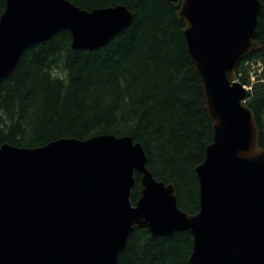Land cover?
Listing matches in <instances>:
<instances>
[{"label": "water", "instance_id": "water-1", "mask_svg": "<svg viewBox=\"0 0 264 264\" xmlns=\"http://www.w3.org/2000/svg\"><path fill=\"white\" fill-rule=\"evenodd\" d=\"M177 4L180 0H168ZM260 0H181L177 16L202 78L213 141L196 168L200 210L179 207L130 136L63 138L37 148L0 147V264H117L135 228L153 237L189 231L191 264H264V149L237 79L255 41ZM125 5L87 11L68 0H7L0 18V82L30 47L68 30L93 51L127 29ZM135 173L141 196L131 203Z\"/></svg>", "mask_w": 264, "mask_h": 264}, {"label": "trees", "instance_id": "trees-1", "mask_svg": "<svg viewBox=\"0 0 264 264\" xmlns=\"http://www.w3.org/2000/svg\"><path fill=\"white\" fill-rule=\"evenodd\" d=\"M68 1L87 11L125 5L134 19L109 44L93 51L74 50L68 30L27 49L13 73L0 82V147L37 148L63 138L130 136L142 145L154 177L175 186L179 207L197 214L195 168L205 160L214 134L185 22L177 16L181 0ZM260 1L263 11L255 41L262 48L238 67L242 84L250 83L244 61L264 64V0ZM6 7L7 1L0 0V18ZM245 104L254 111L264 149V81L254 84ZM141 190V175L135 173L133 205ZM192 251L189 231L153 237L148 229L135 228L117 264H191Z\"/></svg>", "mask_w": 264, "mask_h": 264}, {"label": "rangeland", "instance_id": "rangeland-1", "mask_svg": "<svg viewBox=\"0 0 264 264\" xmlns=\"http://www.w3.org/2000/svg\"><path fill=\"white\" fill-rule=\"evenodd\" d=\"M258 70H259L258 67H255V68H254L255 73L258 72ZM57 73H58V72H55V74H57Z\"/></svg>", "mask_w": 264, "mask_h": 264}, {"label": "built area", "instance_id": "built-area-1", "mask_svg": "<svg viewBox=\"0 0 264 264\" xmlns=\"http://www.w3.org/2000/svg\"><path fill=\"white\" fill-rule=\"evenodd\" d=\"M252 79L254 80L255 78H254V77H252ZM247 89H251V87H248Z\"/></svg>", "mask_w": 264, "mask_h": 264}, {"label": "bare ground", "instance_id": "bare-ground-1", "mask_svg": "<svg viewBox=\"0 0 264 264\" xmlns=\"http://www.w3.org/2000/svg\"><path fill=\"white\" fill-rule=\"evenodd\" d=\"M141 195V194H140Z\"/></svg>", "mask_w": 264, "mask_h": 264}]
</instances>
